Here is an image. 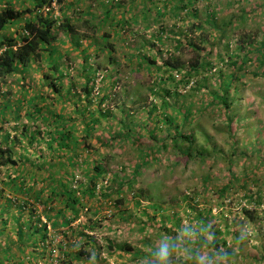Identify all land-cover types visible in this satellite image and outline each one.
Wrapping results in <instances>:
<instances>
[{"label": "trees", "instance_id": "obj_1", "mask_svg": "<svg viewBox=\"0 0 264 264\" xmlns=\"http://www.w3.org/2000/svg\"><path fill=\"white\" fill-rule=\"evenodd\" d=\"M7 1L9 3H0V83L4 84L6 78L13 74H17L16 80L18 78L22 80L15 85L16 91L9 89L6 93H0V99H2L0 102V222H3L2 225H4V229L0 225V236L6 232L15 234L17 238V244H15L19 246V249L17 248L15 250L17 252H14L9 242L6 241L0 249V255H4L6 260H9L8 256L11 257L10 260L15 259L11 264H52L53 261L58 264H81L82 262L96 264V261L101 263L98 257L95 262L91 260L92 252L97 251L99 247L90 232L100 227L103 220L90 218L80 220L76 225H72L83 213H86L83 210L85 202L96 198V196H98L97 200L103 202L117 194L114 203L120 207L124 203L121 195L124 187L136 184L143 166L150 162H156L160 150L169 145L179 148L178 151L189 160L200 162L208 160V151L203 146L196 145V139L193 136L194 129L190 132L189 128L194 124L201 123L200 115L205 114L209 107L222 105L223 110L227 112V120L229 124L231 123L228 113L235 99L230 97V92L236 89L234 82L239 75H236V72L226 75L216 72L217 74L210 75L207 70L213 68V63L210 61L213 48L220 46L224 41L227 36V28L232 21L227 20L219 24L214 9L213 11L208 10L204 19L196 18L198 11L193 7L197 0H105L104 2L98 0L99 4H96V8H101L100 13H93L92 6L81 4L80 0L68 1V7L78 10L75 11V17L84 23L83 26L89 33L94 34L99 29L108 28L101 36L103 46L109 47L107 48L109 49L108 54L115 51L111 39L115 40L126 30L136 34L139 30L136 28L139 26L137 25L139 20L143 23L144 31L157 24L158 30L149 33L151 37L147 41H143V32L139 34L141 35L138 40L139 44L130 55L131 58L139 57L141 66L156 64V58H154L156 55L147 54L148 47L155 45L151 38H154L156 43H163L164 39L169 38L165 33L167 31L175 32L174 28L178 27L171 25L173 29L164 28L165 20H175L177 17L184 20L180 22L184 24L185 32L181 34L183 32L178 31L177 38L171 48L178 52L190 48L192 57L184 62L180 60L179 56H174L175 52L168 50L167 59L162 61V65L158 66V69H155L160 72L157 73L155 81L157 93L164 92L166 96H156V100L160 99V103L156 102L149 109L144 125L132 126L117 120L120 123L118 131L116 133L109 131L104 137H101L95 135L94 132L99 129L103 130L101 126L104 125L105 120L115 116L113 112L102 108L103 102L109 97L108 93H102L106 92L102 87H98L99 91L97 94L95 93V84L92 79L95 69L88 62L90 59L89 48L80 52L83 61L80 76L84 82L80 83L79 91L74 89L77 84L73 78L68 76L67 71L61 72L55 60L54 49L60 53L55 44L58 31L54 32V27L58 26H55V21L50 19L47 16L49 14L45 11L46 8L52 6L53 2L58 5L62 0H29V4L22 2L21 9L12 6L13 0ZM257 7L251 10L240 8L241 14L233 17L240 21L253 15L262 14L264 17V0L257 4ZM86 10L87 12H85ZM69 19L71 18H65L60 22L58 28L62 27L60 31L69 38H73L74 32L71 30ZM132 24H136V26ZM205 24L211 25L207 27V33H205ZM19 27L20 29H18ZM8 28L16 30L14 37L3 34ZM261 30H263L262 37L241 31L237 34L236 39L233 37L235 39L233 44L226 43L222 46L226 53L232 45L234 48L231 51L241 52L240 56H234L231 63L237 66L238 70H244L250 60L256 65L253 74L258 75L264 67V26ZM215 31L219 34L213 36V41L211 38ZM163 34L165 36H162ZM85 36L77 32L74 34L78 40ZM90 45L97 44L93 41ZM60 54L62 56V53ZM203 58L206 59L205 62ZM230 58L233 57L230 56ZM111 60V62L115 61V59ZM41 62H45L48 66L46 68L49 69V72L43 70L39 75L43 78L46 92H49L50 95L46 92V94L43 93L42 87L30 84L29 80L25 81L29 70L43 66ZM113 71L108 69L107 73L102 76V81L108 82L107 89L113 88L114 83H117L116 80L114 81ZM202 73L205 74V79H198V75ZM69 80H72V83L65 87V81ZM207 80H211L212 84H207ZM211 86L214 88H210ZM187 87L193 90L191 95L200 96L197 103L186 107L185 105L177 106L173 101L170 102V96L179 100L180 90ZM203 88L206 91H201ZM200 91L201 93H199ZM114 94L112 93V95ZM94 97L98 98L97 101ZM22 108L25 109L24 114L21 113ZM160 109L163 110L162 114L158 112ZM127 110L128 108L121 110L118 107V111L122 112V117L129 111ZM132 110L130 114L142 113L144 104L142 107ZM127 116L129 117V115ZM22 117L32 124L23 122L22 129L14 130L13 135L4 128L7 122L20 120ZM153 120L157 122L154 127L149 129ZM142 129L146 130L145 137L149 138L150 144L146 143L144 148H138L140 155L137 157L138 163L132 173L124 178V176H120L122 175L120 171H117L111 181L109 180V184L101 185L97 189L102 174L106 172L105 160L109 158L103 150L116 144L120 147L130 139L139 141L143 136ZM230 139H234L232 135H230ZM94 140L98 146H95ZM253 149V154L260 160H264L261 158L260 149L257 147ZM230 160H232L231 162L235 161L233 158ZM247 166L248 164H243L242 175L245 180L243 183H247L254 175V172ZM77 172L83 174V178L75 187L73 179ZM233 176V174L228 175V182L217 188L213 192V196L219 198L225 195L233 186ZM208 179L207 174L203 176L205 189H208ZM260 198V195L256 196L258 201ZM256 199L253 201L254 203H257ZM136 204H139L138 200ZM189 208L194 215L189 217L191 220L196 219L198 229L194 237H187L183 244L190 246L192 253L198 252L202 245H205L213 249L215 256H220L222 248H228L236 240L235 244L237 245L241 242L238 241V233L235 230L228 231L227 226L223 230H215L210 226L206 214L204 216V213L198 212L190 205ZM39 210L45 215L51 227L58 230H56L57 232H62L60 228L69 224V234H64L63 231L64 239L62 243L56 245L60 255L51 262L49 258L54 246L50 243L53 238L48 230L49 225L42 223L40 213L37 214ZM251 210L245 206L241 207L242 215L254 220V217L250 215L253 212ZM154 212H162L163 221L168 219L174 224L173 226L180 228L182 219L179 212L167 214L164 213L162 207L155 208ZM7 225L10 226L9 230ZM224 233L232 234L234 239L231 244L226 236L223 237ZM204 234H210L211 240H205ZM72 236L75 237L74 241H70ZM172 242L178 245L176 239H173ZM107 243L110 251H129L133 254L134 259L147 255L145 251L139 248L134 251L126 244L117 245L109 241ZM148 255L152 256V252ZM17 258L18 260H16ZM51 259L53 258L51 257ZM146 264H150V262Z\"/></svg>", "mask_w": 264, "mask_h": 264}, {"label": "rangeland", "instance_id": "obj_2", "mask_svg": "<svg viewBox=\"0 0 264 264\" xmlns=\"http://www.w3.org/2000/svg\"><path fill=\"white\" fill-rule=\"evenodd\" d=\"M6 1L0 0V3H9V1ZM22 2L29 4V0H13L12 6L21 9ZM261 2L262 0H197L195 2L193 8L198 11L196 18L199 17L202 20L208 10L213 11L214 9L219 24L227 20L232 21L227 28V36L224 41L221 42L220 46L213 48V55L210 56L213 68H208L207 70L210 75L216 72H220L223 75L236 72V75H239L238 79L234 82L236 89L230 92V97L235 99L228 113L231 118V123L229 124L227 112L223 110L222 105L209 107L205 114L200 115L201 123L194 124L189 128L191 130L190 132L194 129L193 136L196 139V145L198 147L203 146L208 151V160L205 162L189 160L178 151L179 148L169 145L167 148L160 150L157 154L156 162H150L143 166L136 184L124 187L121 193L124 203L120 207L114 203L117 194H114L112 198L104 200L103 202L96 199L98 196L85 202L83 210L86 213H83L72 225H76L80 220L90 218H101L103 220L100 227L90 232L99 247L97 251L92 252L91 260L95 262L98 257L100 259L99 261H101V263L96 261V264H146L152 259V256L148 254L150 252L153 253L161 240L172 241L173 239L177 240L178 245H176L170 264H193L191 247L183 244L187 237L193 238L198 229L196 219L191 220L189 217L194 216L190 211L189 205L198 212L204 213V216L206 214L208 221H210V226L214 227L215 230H223L227 226L228 231L233 232L235 230L238 233V241H241L238 245L235 244L237 240L231 244L234 239L232 234L228 235L224 233L223 237L226 236L231 245L228 248H222L220 256H215L213 249L205 245H202L198 252H204L205 254L213 256L214 264H264V160H260L252 152L254 150L253 148L257 147L261 151V158L264 159V67L258 75L253 74L256 65L250 60L244 70L240 71L237 69V66L231 63L234 60V56H240L241 52L231 51L234 48L233 45L230 47L228 53L222 48L226 43L233 44V41L237 38V34L241 31L262 37L263 30L261 29L264 26V17L262 14L253 15L241 21L235 18L241 14L240 8L251 10L252 8H258L257 4ZM52 8L55 10H51ZM52 8L45 11L49 14L48 16L57 17L59 15V19L62 16L63 21L65 18H71L72 25H69L73 27H71L72 32H74L72 35L73 38H69L64 32H59L55 44L60 53H62V56L55 49L54 56L61 72L67 71L69 73L68 76L73 78V81L77 84L74 89L79 91L81 89L80 83L84 82V79L80 76L83 61L82 57L77 53V49L78 46L81 49L85 47L86 42L89 40H85L84 43H78V39L74 37V34L77 32L83 36L80 31L83 30L84 23H81L75 17V11L78 10L76 8L73 10L70 6L68 7L67 0H62L60 4L58 3V5L56 4ZM100 11L101 8H96V5L93 6V13H100ZM173 20L167 19L165 20V26L163 25L164 28L168 27L171 29H173L174 25L178 26L174 28L175 32L171 33L167 31L165 33L169 37L168 39H164L163 43H156V40L151 38L155 42V45L148 47L147 54L151 56L156 55L154 56L156 58V64L150 66H147V64L141 66L139 57L131 58L130 55L133 54L132 52L136 50L139 44L138 40H140L141 36L139 34L143 32V41H147L151 37L149 33L158 30L157 24H154L147 31H144L142 29L143 23L139 20L137 24L139 26H136L139 30L136 34H132V31L126 30L122 32L121 36H117L115 40L114 38L111 39L113 40V49L115 51L109 54L107 53L109 51L107 48L109 47L103 46L104 43L101 37L108 28L104 27L99 29L94 34L86 31L88 39L92 38L95 42L99 43L97 44L99 48L101 46L103 47L98 53L95 54L93 52L91 54L88 62L93 68L98 67L101 71L105 69L108 71V64L111 63V59L117 60V63L112 67L114 69L113 78L117 82L114 88L115 90L112 87L111 89H107L108 82L104 80L95 84L106 91L102 93H108L109 95L103 102L102 108L113 112L115 116L105 120L104 125L101 126L103 130H96L94 132L95 135L104 137L109 131L116 133L118 131V124L120 125V123L126 122V124L132 126L144 125L146 122L145 116L148 114L149 109L156 102L157 104L160 103V99L156 100V96H166L164 92L157 93L155 81L157 80V73L160 72H157L155 69H158L157 67L162 65V61L167 59L168 50L175 52L174 56H179L180 60L184 62H187L192 57L190 48H185L179 52L171 48V45L177 38L178 31L183 32L181 34L185 32V26L180 22L183 19L177 17V19ZM205 26V33H207V27L211 25L205 24ZM57 29L60 31L62 27ZM15 32L16 30L14 28H8L3 34L14 37ZM165 34L162 36H165ZM215 34L217 36L219 32L215 31L213 33L211 38L213 41ZM63 35H65V38L62 37ZM64 39L68 43L64 42ZM100 42L102 43L100 44ZM75 44L77 47H75ZM98 47H90L89 51L93 48L97 49ZM230 56L233 58H230ZM203 61L205 62L206 59L203 58ZM41 64L43 66L38 69L29 70L26 74L25 81L27 82L29 80L30 84L36 85L39 88L42 87L43 93H45L46 86L43 78L39 74L43 70L49 72V69L46 68L47 65L45 62H41ZM198 76V79H205V74L203 73ZM15 77H18L17 74L7 77L4 84L0 83V93H6L9 89L16 91L15 85L20 83L22 79L18 78L16 80ZM69 83H72V80L65 81V87ZM206 83L212 84L211 80H207ZM116 88L117 93L114 94ZM151 88L154 90L151 91ZM210 88L214 87L211 86ZM201 91L206 90L203 88ZM192 92L193 90L188 87L180 90L179 100L174 98V96L173 98L170 96V102L173 101L177 106L185 105L189 107V105L197 103L200 100V96L191 95ZM46 93L50 95L49 92ZM94 99L97 101L98 98L94 97ZM1 101L2 99H0ZM142 104H144V112L130 114V111H133L132 109H138L142 107ZM118 107L121 110L128 108L129 111L127 110L126 115L122 117V112L120 113L118 111ZM24 111L25 109L22 108L21 113L24 114ZM162 111L160 109L158 111L159 114H162ZM117 120H120V123ZM23 122L32 124V122H27V119L22 117L20 120L7 122L4 128L9 130L13 135L14 130L17 129L20 131L22 129ZM155 122L157 121L153 120L151 122L149 129L154 127ZM146 128L148 129V127ZM141 132L143 136L139 141L132 139L128 141L124 140L126 142L120 147L116 144L103 150L109 158L105 160L104 166L106 172L102 174L97 189L101 185L109 184V180L111 181L117 171H120L122 174L120 176H124V178L132 173V170L138 163L137 157L140 155L138 148H144L146 143L150 144L149 138L145 137L146 130L142 129ZM230 135L233 136V140L230 139ZM93 142L95 146H98L95 140ZM231 158L235 161L231 162ZM259 160L261 162L258 165ZM244 163L248 164L247 167L254 172L253 177L247 183H243L245 182L244 176L242 175ZM10 173L12 174V172ZM206 174L209 176L208 189H205L203 180V176ZM230 174L234 175L232 188L219 198L213 196V192L217 188H220L228 182V175ZM82 176L83 174L80 172L76 173L73 179L75 187L82 180ZM258 180L263 183H260ZM257 195L261 197L259 201L256 199ZM255 199L257 203L253 202ZM137 200L139 204H136ZM244 206L253 210L250 215L254 217V220L242 215L241 207ZM161 207L164 213L166 212L167 214H172L175 211L179 212L182 219L180 228L173 226L174 224L168 219L163 221L161 218L162 212H154L155 208L160 209ZM24 213L26 216V210ZM38 213H40V210ZM39 216L42 223L49 225L48 230L53 238L50 243L54 246L52 255L50 253L53 259L51 257L49 258L51 262L60 255L56 245L62 243L64 234H69V224L60 228L62 232H57L58 230L51 227L43 213H40ZM2 223L0 222V225L4 229ZM185 227L190 228L187 234L182 232ZM9 228L10 226L7 225L8 230ZM63 231L65 232L64 234ZM204 237L205 240H211L210 234H204ZM74 239L75 237L72 236L70 241H74ZM16 240L15 234H10L8 237L0 236V249L8 241L14 252H17L15 250L19 246L16 245ZM108 241L117 245L126 244L134 251L139 248L145 251L147 255L135 257L134 259L133 254L129 251H110ZM7 258L9 260H6L3 256L0 264L13 263V259L10 260V256ZM52 264L58 263L53 261ZM81 264H87V262H82Z\"/></svg>", "mask_w": 264, "mask_h": 264}, {"label": "clouds", "instance_id": "obj_3", "mask_svg": "<svg viewBox=\"0 0 264 264\" xmlns=\"http://www.w3.org/2000/svg\"><path fill=\"white\" fill-rule=\"evenodd\" d=\"M48 17L50 19L54 20L55 21V26H58V27H59L60 22L63 21L62 20V16H60L61 19H59V15L57 17H55V16H53V17L52 16L51 17L48 16ZM58 27H54V29L58 28ZM87 37L88 36H85L82 39L78 40V43H80V42L84 43L85 40H89L88 42H86V46L83 47L82 49L78 46L77 50H78L79 55H80V52L82 50H86L88 47H93L94 46V45H90L89 46V44H91L94 40H92L91 38L88 39ZM66 43H68V42H66ZM75 47H77V45ZM102 48L103 47L101 46L99 49H102ZM91 54L92 53H90V58H91ZM94 69H95V72L93 73L92 79L94 81V84H97L99 81L100 82L102 81V76H103L104 73H107V69H105L104 71H101L100 69H98V67H96ZM96 79H97V81H96ZM116 84L117 83H114L113 89L115 88ZM98 87H100V86H96L95 85V89L94 90H95L96 94L99 91ZM116 91H117V88H116ZM93 93H94V91H93ZM189 231H190V228H188V227H185L182 230V232L184 234H187ZM175 249H176V245H175L174 242L168 241V240H161L159 242L158 246L154 249V251L152 253V259L150 261V264H170V261H171L173 253L175 252ZM191 258H192L193 264H214V257L211 256L210 254H205L204 252H194V253L191 254Z\"/></svg>", "mask_w": 264, "mask_h": 264}, {"label": "crops", "instance_id": "obj_4", "mask_svg": "<svg viewBox=\"0 0 264 264\" xmlns=\"http://www.w3.org/2000/svg\"><path fill=\"white\" fill-rule=\"evenodd\" d=\"M67 1H71V0H67ZM104 2L105 0H99V2ZM99 2H98V0H80V3L81 4H84V5H88V4H90L91 6H92V8H93V6L94 5H96V4H99ZM85 12H87V10L85 11ZM87 18V17H86ZM70 20V24H71V19H69ZM72 25V24H71ZM133 26H136V24H132ZM55 31H58V29L57 28H55L54 29ZM54 31V32H55ZM86 29H85V27L83 28V30L82 31H80V33L81 34H83V35H86ZM59 32H61V31H58V34H59ZM105 32V31H104ZM103 35V34H102ZM63 38H65V35H63L62 36ZM66 41V39H64V42ZM102 42H100V44H101ZM96 44H99V43H96ZM95 46H97L98 47V45H94L93 47H95ZM88 48H90V47H88ZM67 50V49H66ZM97 52H96V51ZM100 49H99V47L97 48V49H95V48H93L92 50H90L89 51V49H88V53H93V52H95V54L96 53H98V51H99ZM78 53V52H77ZM133 53V52H132ZM79 54V53H78ZM117 63V60H115L114 62H111L110 64H108V67H109V69H112V70H114L112 67L115 65ZM24 218H26V217H24ZM8 235H10V234H8L7 232L4 234V235H2L1 237H8ZM14 235V234H13ZM3 256L4 255H0V259L1 258H3ZM15 260V259H14ZM14 260H13V263H14ZM8 264H10V263H8Z\"/></svg>", "mask_w": 264, "mask_h": 264}, {"label": "built area", "instance_id": "obj_5", "mask_svg": "<svg viewBox=\"0 0 264 264\" xmlns=\"http://www.w3.org/2000/svg\"><path fill=\"white\" fill-rule=\"evenodd\" d=\"M56 5V3L55 2H53V4H52V6L50 7V8H46V10H49V9H51L52 7H54Z\"/></svg>", "mask_w": 264, "mask_h": 264}]
</instances>
